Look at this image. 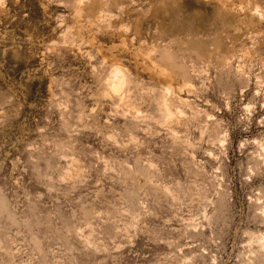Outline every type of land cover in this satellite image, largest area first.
Masks as SVG:
<instances>
[{
  "label": "rangeland",
  "instance_id": "374dc122",
  "mask_svg": "<svg viewBox=\"0 0 264 264\" xmlns=\"http://www.w3.org/2000/svg\"><path fill=\"white\" fill-rule=\"evenodd\" d=\"M0 264H264V0H0Z\"/></svg>",
  "mask_w": 264,
  "mask_h": 264
},
{
  "label": "clouds",
  "instance_id": "9594fccd",
  "mask_svg": "<svg viewBox=\"0 0 264 264\" xmlns=\"http://www.w3.org/2000/svg\"><path fill=\"white\" fill-rule=\"evenodd\" d=\"M181 60L183 61L184 58H181ZM179 68L180 70H178L177 66H171L169 68V72L172 78L175 79L177 77H183L184 80H192L193 77L198 78L201 76L211 75V72H210L211 65L210 64L203 65L202 67L197 69V68H193L191 63L184 61L182 65L179 66ZM126 71L128 73L130 84L132 86H135L136 78L133 75L132 71L130 69H126ZM193 87H196V83L194 80H193ZM181 91H183V87H181Z\"/></svg>",
  "mask_w": 264,
  "mask_h": 264
},
{
  "label": "bare ground",
  "instance_id": "6f19581e",
  "mask_svg": "<svg viewBox=\"0 0 264 264\" xmlns=\"http://www.w3.org/2000/svg\"><path fill=\"white\" fill-rule=\"evenodd\" d=\"M120 73V70L116 71V76H118ZM124 83V78H119L117 81H113L110 85L111 88L114 90H120L123 86Z\"/></svg>",
  "mask_w": 264,
  "mask_h": 264
}]
</instances>
